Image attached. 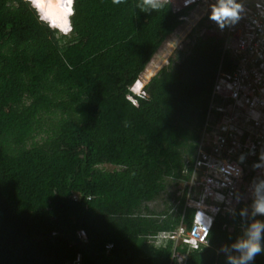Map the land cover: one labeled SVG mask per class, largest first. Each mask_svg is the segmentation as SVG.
<instances>
[{
  "label": "trees",
  "instance_id": "trees-1",
  "mask_svg": "<svg viewBox=\"0 0 264 264\" xmlns=\"http://www.w3.org/2000/svg\"><path fill=\"white\" fill-rule=\"evenodd\" d=\"M72 24L64 39L28 2L0 0V264H232L248 218L261 215L252 204L264 197V160L260 169L247 160L226 198L233 211L218 214L206 245H144L182 215L192 225L184 194L215 72L231 68L228 54L220 62L224 39L194 30L134 106L130 85L179 14L154 0H75ZM248 264H264V252Z\"/></svg>",
  "mask_w": 264,
  "mask_h": 264
},
{
  "label": "built area",
  "instance_id": "built-area-1",
  "mask_svg": "<svg viewBox=\"0 0 264 264\" xmlns=\"http://www.w3.org/2000/svg\"><path fill=\"white\" fill-rule=\"evenodd\" d=\"M171 1L179 3V0ZM206 1V4L200 6V12L203 11L202 14L206 18L213 19L211 13L218 0ZM241 2L244 10L240 14V19L234 23L225 24L213 19L217 27L211 32L219 34L227 43L234 42L230 33L238 34L254 42L253 50L249 54L223 51L220 62H224L225 55L229 54V60L237 57L240 63L233 70L228 67H220L217 70L208 105L214 114L210 115L211 121L205 122L196 164L206 174L205 180L218 186L215 196H219L218 198L226 205L222 211L217 210L216 207H213V210L223 214L231 211L232 200L227 202L226 198L232 199L236 190L228 188L224 181L219 182L215 179L216 166L209 161L211 155L241 154L238 162L244 163L245 167H249L248 163H245L246 157L259 155L258 161L253 162L256 169L261 168L264 159V0H241ZM237 116L252 122L248 120L232 122L237 120ZM217 121L219 125L215 127L211 122ZM223 190H227L228 193L225 192L224 195ZM247 191L250 194L253 193L252 187L247 186ZM256 218L258 217L250 216L248 222L258 223ZM210 227L211 219L195 221L186 239L189 243L192 242L193 245L198 246L207 240ZM184 232V227L181 226L178 233Z\"/></svg>",
  "mask_w": 264,
  "mask_h": 264
},
{
  "label": "clouds",
  "instance_id": "clouds-1",
  "mask_svg": "<svg viewBox=\"0 0 264 264\" xmlns=\"http://www.w3.org/2000/svg\"><path fill=\"white\" fill-rule=\"evenodd\" d=\"M118 2V0H117ZM74 0H30V7L35 11L36 18L42 22L47 24V26L51 29H56L59 32L67 35L72 31V22L74 16ZM155 7L156 5L153 4ZM243 4L241 0H218L217 5L213 8L211 16L213 19L218 20L221 24L225 23H234L240 19V14L243 12ZM72 17V18H71ZM71 18V19H70ZM165 42V41H164ZM163 44V43H162ZM162 46V45H161ZM158 48V50L161 48ZM158 50L154 53L157 54ZM173 58L172 55L169 56V60ZM147 63L145 69L141 72L144 73L148 64ZM170 64V63H169ZM168 64V65H169ZM163 65V64H162ZM167 65V66H168ZM166 65L161 66L153 76L152 79L161 69H163ZM216 76V72L214 77ZM139 77L130 85L127 93L128 99L131 100L133 97L134 106H139L140 100H145L148 98V92L146 89L147 84L150 80H144V84L139 87L137 80ZM129 86V87H130ZM108 164H105V166ZM111 165V164H109ZM113 166V165H112ZM107 167V166H106ZM112 168V167H111ZM114 168V166H113ZM199 169L201 172L200 175L204 174L202 168L197 167L196 170ZM196 171H194L195 173ZM193 173V174H194ZM180 188V187H179ZM262 188H264V183L258 185L257 191L259 192ZM180 192L182 194L185 191L180 188ZM225 195V192L222 191ZM185 195L186 205L184 208V212H186L187 208H194V218L192 221V225L188 227L184 223V215H182L183 221L180 223L178 228L174 231H158L151 233L147 236V240L145 242V247L149 250H157V247L167 246L170 243H175L176 241L182 240L187 243L190 249H198L208 243V237L205 242L200 243L198 246L191 245L186 238H188L189 231L193 227L195 221L203 220L209 221L211 219V227L209 230V234L211 232V228L215 220H218V214L213 210V206H208L204 201H200L201 198L199 196H190L187 193ZM219 199V196H215ZM220 200V199H219ZM192 202L193 204L188 205L187 203ZM233 211V208H230ZM260 213L264 214V197L259 198L254 204V214ZM228 215V212L224 214V217ZM224 223L222 224V226ZM183 226L185 232L180 234L178 233L179 228ZM225 227V226H224ZM262 229H264V224L261 223H253L248 232L247 237L245 239L237 241L233 247L240 251L241 255L239 257L230 256L229 260L232 261V264H248V262L252 261L256 254L264 252V246L261 244L262 239ZM81 236L86 238V234L84 231L80 232ZM161 245V246H160ZM111 247L112 245H107ZM160 248L158 250H160Z\"/></svg>",
  "mask_w": 264,
  "mask_h": 264
},
{
  "label": "bare ground",
  "instance_id": "bare-ground-1",
  "mask_svg": "<svg viewBox=\"0 0 264 264\" xmlns=\"http://www.w3.org/2000/svg\"><path fill=\"white\" fill-rule=\"evenodd\" d=\"M24 1H26L30 4V0H24ZM154 1L169 4L171 6L172 12L175 14H179V20L181 21V24L173 32V34L178 33L180 35V33L182 31L181 29L183 27L184 28L187 26H188V28L190 27L188 35H187L188 38H187V41L185 40L186 41L185 43H187L189 41V35L194 30L199 29L200 31H202L204 29H209L212 31L215 27H217L215 20L210 19V18H206L200 12V6L206 4V2H207L206 0H179L178 4L172 2L171 0H154ZM73 6H74V14H75V0H74ZM71 22H72V20H71ZM43 24H45V23H43ZM45 25H47V24H45ZM52 30L55 31L56 33H60L62 35V37H70L72 32H73V24H72V31L70 33H68L67 35L59 32L56 29H52ZM263 33H264V30H263ZM172 35H170V36H172ZM230 36L232 38H234V42L233 43H227L224 40V47H223L224 51H228V52L238 51L240 53H248L249 54L253 50V46H254L253 41H248V40L244 39L243 37L239 36L238 34L230 33ZM169 46L171 47V45H169ZM163 49H164V47H163ZM177 49L180 50L181 48L177 47ZM153 57L150 60V63L148 64V66L145 70V73H144V75L146 77L145 80L146 79L150 80L151 79L150 77L153 76L155 73V69L150 68V66H152L153 68L156 67L154 62L151 63V61L153 60ZM230 61H231V68L230 69H232V70L236 69L240 63V61L237 57H233ZM140 76H139V79L137 80L139 87L144 84V80L142 78H140ZM133 99L134 98L132 97L131 98L132 102H133ZM207 110H208L207 120L211 121L210 115H212L213 112L208 107H207ZM236 119H237L236 121H232V122H247V120H248V119L246 120V118L240 117V116H237ZM248 121L252 122L251 120H248ZM211 123H213L215 125V127H218V125H219L218 121L217 122H211ZM240 156H241V154H230V155L226 154V155H222V156L215 154V155H211V157L209 158V161L214 163V165L216 166V171H215V175H214L215 179H217L219 182L224 181L225 184L227 185V187L232 188L233 191L235 190V186H236L237 182L239 180L243 179L245 176V168L246 167L244 166V163L241 164L238 162V159ZM258 158H260L259 155L248 156L245 158V163H247V160H250L251 162H256V161H258ZM197 184H199V185H197ZM217 187L218 186H216L215 184L202 179L200 176H199V178L193 180V176H192V179L189 183V188H188L187 194L190 196H199L209 207L213 206V207H216L217 210L222 211V209L224 208L226 203L215 197V191L218 189ZM228 196L230 197V194ZM233 197H235V196H233ZM187 204L191 205L193 203L190 202ZM252 206H254V204H252ZM224 226H225V228L227 227V225H224ZM181 243L182 242L176 241L173 244H174V246H177ZM190 244L193 245L192 242H190Z\"/></svg>",
  "mask_w": 264,
  "mask_h": 264
},
{
  "label": "rangeland",
  "instance_id": "rangeland-1",
  "mask_svg": "<svg viewBox=\"0 0 264 264\" xmlns=\"http://www.w3.org/2000/svg\"><path fill=\"white\" fill-rule=\"evenodd\" d=\"M202 13H203V11H202ZM189 29H190V27L188 28V26L185 27V28L183 27L181 29L182 31H181L180 35L178 33H174L172 36H169L165 40V42H163L161 48L158 50L157 54L153 57V60L151 61V63L152 62L155 63L156 67L153 68L152 66H150L151 69H155V72H156L161 66H164V65L167 66L170 63V60H169V56L170 55H172L173 58H175V59L172 58V60L174 61V64H176V62L179 61V58H177L178 57V52H177L178 49H177V47L186 49L185 42L187 41V38H188L187 35H188V32H189ZM56 35L58 37H62V35L60 33H56ZM62 38L67 39L68 37H62ZM169 45H171V47ZM163 47H164V49H163ZM144 73L140 76V78H142V79L146 78ZM106 166L108 168H110V167L113 168V166L109 165V164L106 165ZM200 173L201 172L199 171V169H197L196 172L192 175L193 176V180L199 178V176L202 179L205 180L206 174L200 175ZM243 184H244V182L242 183V185ZM197 185H199V184H197ZM178 187H181V186L178 185ZM171 189L172 190L176 189L175 185H173V187ZM179 194H182V192H180ZM249 194H250V192L247 191V195H249ZM244 198H246V196ZM153 206L161 208V207L164 206V204H163L162 200H159L157 203H154ZM261 215H263V214H261ZM261 215H258L257 216L258 218H256V220H259V216H261Z\"/></svg>",
  "mask_w": 264,
  "mask_h": 264
}]
</instances>
